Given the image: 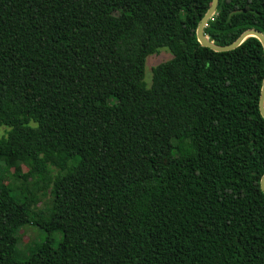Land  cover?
<instances>
[{"label": "trees", "instance_id": "1", "mask_svg": "<svg viewBox=\"0 0 264 264\" xmlns=\"http://www.w3.org/2000/svg\"><path fill=\"white\" fill-rule=\"evenodd\" d=\"M211 3L0 0V161L35 187L0 179V264H264V50L201 46ZM247 30L264 0H219L204 34ZM29 224L47 237L22 260Z\"/></svg>", "mask_w": 264, "mask_h": 264}, {"label": "rangeland", "instance_id": "2", "mask_svg": "<svg viewBox=\"0 0 264 264\" xmlns=\"http://www.w3.org/2000/svg\"><path fill=\"white\" fill-rule=\"evenodd\" d=\"M179 53V47L177 45H171L167 48H163L159 50V52L150 55L147 58L146 62V76H145V82L148 87L152 84V75H153V69L157 67L158 65L167 62L168 60H171L173 56H176ZM6 133L5 128H0V138L4 136ZM26 159L24 156H21L19 161V167L23 173H25L28 170V167L26 165ZM15 164H11L8 166H5L2 161H0V179L6 185L7 189L9 191H13L17 193L20 197L26 193L28 190L35 191V187L33 185V180H30L27 183H23L21 179H18L16 177H13V173L15 172ZM37 195L40 199L37 206H34V213H39L41 209L46 208L49 206V203L51 201V197H43L42 193L39 191H36ZM47 235L45 232H43L38 226H35L33 224L25 225L17 230L16 232V238H17V248H16V255L19 259L25 260L30 255L31 252L35 249H37L42 242L45 241ZM55 238V243H58L60 239H62L61 233H55L53 235Z\"/></svg>", "mask_w": 264, "mask_h": 264}, {"label": "water", "instance_id": "3", "mask_svg": "<svg viewBox=\"0 0 264 264\" xmlns=\"http://www.w3.org/2000/svg\"><path fill=\"white\" fill-rule=\"evenodd\" d=\"M219 4V0H212L211 6L209 8V10L207 11V13L205 14V16L203 17V19L201 20L196 35H197V39L199 41V43L201 44V46L209 48L211 50H213L214 52H228V51H232L236 48H238L243 42H245V40L249 37H255L257 38L262 46H263V50H264V35L256 30H247L245 31L238 39L237 41H235L234 43L227 45V46H218L215 43L211 42L209 40V38L204 34V29L207 26L209 20L215 16L216 11H217V7ZM259 110L261 113V116L264 119V81H263V86L261 89V96H260V101H259ZM261 190L264 193V175L261 179Z\"/></svg>", "mask_w": 264, "mask_h": 264}]
</instances>
